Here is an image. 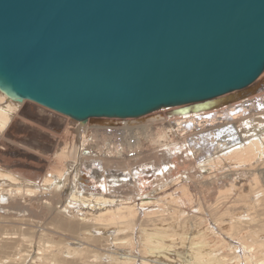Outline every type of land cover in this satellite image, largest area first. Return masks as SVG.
Wrapping results in <instances>:
<instances>
[{"label": "bare ground", "instance_id": "6f19581e", "mask_svg": "<svg viewBox=\"0 0 264 264\" xmlns=\"http://www.w3.org/2000/svg\"><path fill=\"white\" fill-rule=\"evenodd\" d=\"M249 87L83 125L0 93V264H264V71ZM25 114L34 145L6 148Z\"/></svg>", "mask_w": 264, "mask_h": 264}, {"label": "water", "instance_id": "95a60500", "mask_svg": "<svg viewBox=\"0 0 264 264\" xmlns=\"http://www.w3.org/2000/svg\"><path fill=\"white\" fill-rule=\"evenodd\" d=\"M263 71L264 0H0V93L81 125L213 107Z\"/></svg>", "mask_w": 264, "mask_h": 264}, {"label": "rangeland", "instance_id": "374dc122", "mask_svg": "<svg viewBox=\"0 0 264 264\" xmlns=\"http://www.w3.org/2000/svg\"><path fill=\"white\" fill-rule=\"evenodd\" d=\"M261 90H264V87L261 89ZM5 97V96H4ZM260 97V96H259ZM6 98V97H5ZM254 99V98H253ZM10 100V99H9ZM262 100V99H261ZM14 102V101H13ZM23 103H28V104H32V105H37V104H35V103H33V102H30V101H27V100H24L23 101ZM39 108H41V109H44L45 111H47V112H50V113H53V114H55V115H57L58 117H62V118H67L68 120H70V121H73V120H71L70 118H68V117H66V116H63V115H60V114H58V113H55V112H53V111H50V110H48V109H45V108H43V107H41V106H39V105H37ZM169 109V108H168ZM108 120H111L110 122L108 121ZM107 121L109 122V123H114V120L112 121V119H108ZM129 120V119H128ZM127 120V121H128ZM130 120H132V119H130ZM129 120V121H130ZM137 120H139V119H137ZM136 119H133V121H137ZM117 121H119V120H117ZM124 121H126V119H123V120H120V122H118V123H123ZM256 121V120H255ZM73 122H75V121H73ZM251 122V124L250 125H252V126H249V127H251V129H253V128H256L258 125H259V123L261 122V121H258L257 122V124H255L253 121H250ZM78 122H76V124H77ZM17 128L20 130L21 128H24V129H21L20 131H18V130H10V132H8L3 138L5 139H3L2 138V144L3 143H5V144H3L6 148L8 147V149L9 148H14L15 146V148H17V150H19V151H21L20 150V147L18 146L17 147V145H21V144H23L22 146H25L24 145V142L25 141H27L28 139H29V137L30 138H32L33 136H34V134H36L37 133V131L38 130H34L35 129V126L34 125H36V124H34L33 122H32V120H31V118H30V116L29 115H24V116H21V117H19L18 118V120H17ZM23 124V125H22ZM254 124V125H253ZM22 125V126H21ZM31 125H33L32 127L34 128H32V130L31 129H29L30 127L29 126H31ZM189 125V124H188ZM187 125V127H197V125L195 126L194 124H192V125H189L188 126ZM210 125V124H209ZM26 130V131H25ZM29 130H31L30 132H29ZM188 131H189V129H188ZM27 132V133H26ZM33 132V133H32ZM36 132V133H35ZM108 133V132H107ZM251 133V132H250ZM13 135V136H12ZM26 135H28V136H26ZM30 135V136H29ZM73 135H74V133H73ZM205 136H207L208 135V133H205L204 134ZM75 136H77V135H75ZM211 135L209 134L208 135V137H207V140L209 139V137H210ZM28 138V139H27ZM6 139H7V141H6ZM4 140V141H3ZM9 140V141H8ZM13 140V141H12ZM14 142V143H12V142ZM23 141V142H22ZM33 142V141H32ZM31 141L29 142L30 144L29 145H26L25 147H28V146H30V147H28V148H32V146L34 145V143H32ZM130 142L131 143H133V140L131 139L130 140ZM16 144V145H15ZM206 145H208L209 146V149L210 150H212L213 149V146L214 145H211V143H207ZM14 146V147H13ZM14 148V149H15ZM208 149V150H209ZM24 151H27L26 149L24 150ZM2 152H5V151H2ZM207 153V156H208V152H206ZM7 154V155H6ZM6 154L5 155H1V158H2V160H1V158H0V166H2L4 163H13L12 161H15L16 159H15V157H14V155L12 154V153H8V152H6ZM13 157H12V156ZM131 155V156H130ZM9 156H11V157H9ZM128 156H130V157H133V155H132V153H130V154H128ZM88 174H90L89 172H87ZM61 186H62V184H60ZM59 185V186H60ZM67 185V184H66ZM238 207H241L240 205H238L237 206V208ZM36 252H37V250H36V246H34V248H33V251H32V253L29 255L30 256V258L26 261V263L25 264H31V260L33 259V256L36 254ZM91 259V258H90ZM90 259H89V261H90Z\"/></svg>", "mask_w": 264, "mask_h": 264}]
</instances>
